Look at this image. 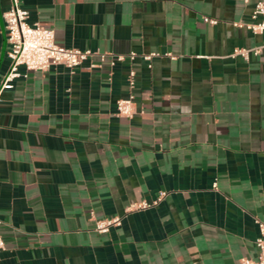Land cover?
Wrapping results in <instances>:
<instances>
[{
  "label": "crops",
  "instance_id": "0c3cea01",
  "mask_svg": "<svg viewBox=\"0 0 264 264\" xmlns=\"http://www.w3.org/2000/svg\"><path fill=\"white\" fill-rule=\"evenodd\" d=\"M256 2L18 0L57 44L91 55L73 70L19 67L3 88L10 0H0V264L256 258L264 34L245 26ZM236 47L260 50L244 60ZM130 52L133 60L114 59ZM150 52L158 55L142 59ZM130 93L135 113L117 114L116 101ZM160 191L156 206L125 212ZM113 216L120 225L94 229Z\"/></svg>",
  "mask_w": 264,
  "mask_h": 264
},
{
  "label": "built area",
  "instance_id": "2783aa9c",
  "mask_svg": "<svg viewBox=\"0 0 264 264\" xmlns=\"http://www.w3.org/2000/svg\"><path fill=\"white\" fill-rule=\"evenodd\" d=\"M253 22L247 23V29L254 33L264 34V0H257L251 14ZM6 40L8 44L7 56L10 60V68L5 75L2 87H12L11 81L20 76L19 67L24 70H45L51 65H63L70 70L78 67L85 60L91 51L86 49L66 47L55 42L54 30L46 28L38 23L28 21V11L19 6L18 0H10L9 7L3 13ZM204 21L215 24L216 20L204 17ZM264 46V45H263ZM260 47L241 48L236 47L232 51L233 56H240L248 60L250 53L257 54ZM158 55L157 52L141 54L142 59L150 61ZM137 54L130 52L127 56L117 55L114 59L122 61L125 58L133 60ZM103 58V54H101ZM111 60L114 64L115 60ZM150 67V64H148ZM128 86H134V71L128 74ZM116 112L119 115L131 117L135 113L134 95L130 93L126 98L116 101ZM216 187V182L213 183ZM166 195L165 191H160L158 196L151 200H141L133 202L125 207V212L142 210L156 206ZM122 217L113 216L94 220V229L97 232H107L111 226L120 225ZM258 228V237L255 240L256 258L242 257L236 264H264V220L255 218ZM5 249L4 240L0 234V252Z\"/></svg>",
  "mask_w": 264,
  "mask_h": 264
}]
</instances>
